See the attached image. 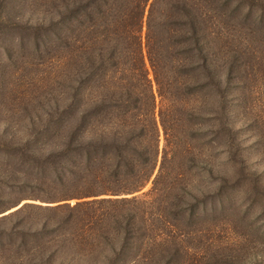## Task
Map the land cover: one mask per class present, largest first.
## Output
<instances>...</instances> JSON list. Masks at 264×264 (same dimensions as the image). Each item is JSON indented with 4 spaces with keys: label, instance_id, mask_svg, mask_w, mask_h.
I'll use <instances>...</instances> for the list:
<instances>
[{
    "label": "rangeland",
    "instance_id": "1",
    "mask_svg": "<svg viewBox=\"0 0 264 264\" xmlns=\"http://www.w3.org/2000/svg\"><path fill=\"white\" fill-rule=\"evenodd\" d=\"M96 5L0 0V264H264V0L210 5L207 76L223 98L220 171L207 175L206 139L190 136L204 127L175 117L156 184L165 144L158 97V136L152 141L150 121L135 118L147 136L127 177L113 175L108 135L86 149L85 84L66 54L69 22L89 27ZM181 59L188 67V54ZM150 144L154 168L141 163L152 157Z\"/></svg>",
    "mask_w": 264,
    "mask_h": 264
},
{
    "label": "trees",
    "instance_id": "2",
    "mask_svg": "<svg viewBox=\"0 0 264 264\" xmlns=\"http://www.w3.org/2000/svg\"><path fill=\"white\" fill-rule=\"evenodd\" d=\"M97 1L96 20L89 27L82 20L69 22L66 54L69 69L77 66L74 70H78L77 82L85 84L82 92L85 110L80 126L83 136L93 141L86 143V149L94 151V143L108 135L109 143L103 145L113 152V175L127 177V172L134 169L139 140L147 136V126L141 122L142 127L136 128L135 118L144 116L150 121L152 141L158 136L154 114L158 97V123L165 144L153 183L163 176L170 138L178 129L171 122L175 117L182 116L192 128L204 127L190 136L206 139L201 161L207 175L216 169L219 172L225 155L223 98L219 84H210L207 76V30L212 0ZM186 53L188 67L183 66L181 59ZM87 55L93 58L88 66L84 65ZM185 73L192 75L191 84L181 82ZM132 84H141L143 92ZM189 103L193 106L187 108ZM145 151L152 157L143 158L141 163L150 162L154 168L157 146L150 144Z\"/></svg>",
    "mask_w": 264,
    "mask_h": 264
}]
</instances>
